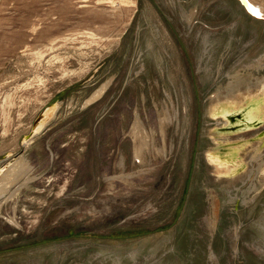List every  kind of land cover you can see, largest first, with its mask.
<instances>
[{"label":"rangeland","instance_id":"obj_1","mask_svg":"<svg viewBox=\"0 0 264 264\" xmlns=\"http://www.w3.org/2000/svg\"><path fill=\"white\" fill-rule=\"evenodd\" d=\"M255 87L239 0H0V264H264V130L231 129L264 122Z\"/></svg>","mask_w":264,"mask_h":264},{"label":"bare ground","instance_id":"obj_2","mask_svg":"<svg viewBox=\"0 0 264 264\" xmlns=\"http://www.w3.org/2000/svg\"><path fill=\"white\" fill-rule=\"evenodd\" d=\"M250 2V4L252 5V8L254 10V14L256 17L261 18L264 17V3L261 2L260 0H248ZM260 62V61H258ZM259 64V65H258ZM257 67L261 66V63H258ZM229 80L228 83H230L234 89L239 88L240 84L236 83L237 79L235 80V77L231 74H229ZM256 89V87L254 88ZM221 94V93H220ZM227 93H224V95H226ZM228 95V94H227ZM225 98V97H224ZM57 106V104H54L53 106H51L50 108H48L44 114L43 119L39 122V124L35 127H33V130L30 132V134L28 136L30 137H26L25 140L33 137L36 133H38L43 126H45L46 122L50 119V117L53 115V112L55 110V107ZM225 116V114H222ZM169 119V113L164 110L162 112L159 113V121H160V125H161V131L162 133L164 132V128L166 122ZM41 123V124H40ZM38 127V128H36ZM148 130H145V128L141 125L139 120H135L133 127H132V134L134 137V155L138 156L139 160H143L145 158V154L147 151L150 150H154L157 153H163V151L165 150L164 146H159L157 144H155L154 141H152L151 139H153V137H155L153 135V137L151 136L152 134H150L149 132H147ZM160 131V130H159ZM166 133V132H165ZM154 134V133H153ZM37 135V134H36ZM166 135V134H165ZM24 140V141H25ZM157 142V141H156ZM260 147L259 151H263L264 150V146ZM252 157L257 155V151L256 149H252ZM154 154V153H153ZM10 157V156H7ZM16 157V155H13L12 158L8 161H6L5 163H3L2 165H0V176H2L3 178L0 179V188L1 187H8L11 186V181L12 179H8L6 177V175L8 174L9 170L5 171L6 168L8 167V165L10 164L11 160H14ZM254 159V158H253ZM24 160V159H23ZM21 162V161H20ZM221 163V162H220ZM21 167L23 169V172L25 171L24 168L26 167L27 164H25L24 162L21 163ZM227 165L225 163H222L221 165ZM20 165V164H19ZM10 170H12L10 168ZM228 170V169H227ZM225 174V173H224ZM19 175V177H18ZM16 177V180L18 178H20V174H18ZM15 176V173H14ZM122 177V176H121ZM11 178V177H10ZM25 180V179H24ZM26 182H30V180L27 178V180H25ZM3 193V192H2ZM13 196L16 195V191H11L10 192ZM1 194V193H0Z\"/></svg>","mask_w":264,"mask_h":264},{"label":"water","instance_id":"obj_3","mask_svg":"<svg viewBox=\"0 0 264 264\" xmlns=\"http://www.w3.org/2000/svg\"><path fill=\"white\" fill-rule=\"evenodd\" d=\"M239 2L244 6V8L246 9V11L251 14L252 16H255L254 14V10L252 8V5L250 4V2L248 0H239ZM256 17V16H255ZM258 18V17H256ZM53 106V105H52ZM51 107V106H50ZM50 107H47L45 108L43 111H41L37 116L36 118L34 119L33 123H32V127H35L39 124V122L43 119L44 117V114L46 112V110ZM229 117V116H227ZM239 124L232 127L231 129H248L250 127H254V126H260L261 127L263 126V130H264V122L262 120H256L253 122H249V117H248V114L247 113H240V118H239ZM227 129V128H225ZM225 129H222V130H225ZM264 135V131H262V134L260 136H263ZM30 137V136H29Z\"/></svg>","mask_w":264,"mask_h":264},{"label":"flooded vegetation","instance_id":"obj_4","mask_svg":"<svg viewBox=\"0 0 264 264\" xmlns=\"http://www.w3.org/2000/svg\"><path fill=\"white\" fill-rule=\"evenodd\" d=\"M255 90L257 91V89H253V91H255ZM253 91H252V92H253ZM256 91H255V92H256ZM260 91H261V92H264V89L261 88V89L258 90L257 92H260ZM250 116H251V118H252V117H255L256 115H255V113L252 111V114H251ZM248 117H249V116H248ZM256 120H259L258 117H257L256 119H252V120H250V117H249V122H253V123H254V121H256ZM253 147H254L253 149H259V148H260L259 144H258V146L256 145V146H253ZM262 148H263V147H262ZM262 148H261V149H262ZM218 164H219L221 167H224V168H226V169H232V170H233V167H232L231 165H224V164L221 165L222 163H218Z\"/></svg>","mask_w":264,"mask_h":264}]
</instances>
